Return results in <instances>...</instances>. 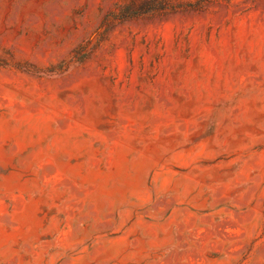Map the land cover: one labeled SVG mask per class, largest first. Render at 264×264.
Wrapping results in <instances>:
<instances>
[{
    "label": "rangeland",
    "instance_id": "374dc122",
    "mask_svg": "<svg viewBox=\"0 0 264 264\" xmlns=\"http://www.w3.org/2000/svg\"><path fill=\"white\" fill-rule=\"evenodd\" d=\"M0 0V264H264V0Z\"/></svg>",
    "mask_w": 264,
    "mask_h": 264
},
{
    "label": "trees",
    "instance_id": "16d2710c",
    "mask_svg": "<svg viewBox=\"0 0 264 264\" xmlns=\"http://www.w3.org/2000/svg\"><path fill=\"white\" fill-rule=\"evenodd\" d=\"M213 0H196L195 3L188 4V7L194 11L205 10ZM172 0H138V3L123 6L120 14H116V19L130 17L132 15H165L169 11L174 10Z\"/></svg>",
    "mask_w": 264,
    "mask_h": 264
}]
</instances>
